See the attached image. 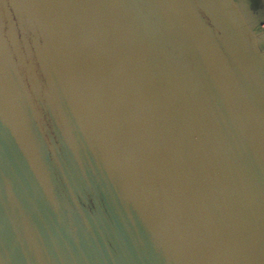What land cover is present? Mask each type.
<instances>
[{
    "label": "water",
    "instance_id": "95a60500",
    "mask_svg": "<svg viewBox=\"0 0 264 264\" xmlns=\"http://www.w3.org/2000/svg\"><path fill=\"white\" fill-rule=\"evenodd\" d=\"M257 4L0 0V264H264Z\"/></svg>",
    "mask_w": 264,
    "mask_h": 264
},
{
    "label": "flooded vegetation",
    "instance_id": "af4514ba",
    "mask_svg": "<svg viewBox=\"0 0 264 264\" xmlns=\"http://www.w3.org/2000/svg\"><path fill=\"white\" fill-rule=\"evenodd\" d=\"M257 3H259V0H254V4L258 5Z\"/></svg>",
    "mask_w": 264,
    "mask_h": 264
}]
</instances>
